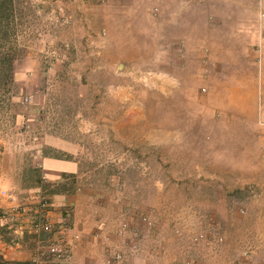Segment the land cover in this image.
Listing matches in <instances>:
<instances>
[{"label":"rangeland","instance_id":"374dc122","mask_svg":"<svg viewBox=\"0 0 264 264\" xmlns=\"http://www.w3.org/2000/svg\"><path fill=\"white\" fill-rule=\"evenodd\" d=\"M58 13L49 0H0V218L16 206L35 208L38 193L79 194L83 207L102 211L106 242L80 253L78 264H107L117 249L124 264H264L255 252L264 238V173L251 168L263 148L251 134L254 95L237 90L244 80L215 72L157 79L139 62L119 74L128 55L96 59L98 46L83 44L82 27L67 29ZM245 83L252 90L254 79ZM39 153L77 164L78 174L47 182ZM194 166L208 173L194 178ZM196 193L209 204L195 205ZM123 219L131 231L118 239ZM13 231L0 222L11 246ZM197 235L209 244L193 242ZM22 240L30 264L36 254L46 259L45 237ZM0 264L16 261L0 256Z\"/></svg>","mask_w":264,"mask_h":264},{"label":"crops","instance_id":"0c3cea01","mask_svg":"<svg viewBox=\"0 0 264 264\" xmlns=\"http://www.w3.org/2000/svg\"><path fill=\"white\" fill-rule=\"evenodd\" d=\"M49 1L54 9L63 8V13L58 14L63 17L67 29H75L77 25L82 27L83 44L98 46L99 51L93 54L98 60L104 59L106 53L118 56L123 52L128 55L124 62L141 63L138 69L144 72L143 75L157 79L211 77L215 72L226 78L244 80L237 90L254 95L258 120L250 125L251 134L263 148L252 156L251 168L253 173H264V0ZM151 54L157 55L156 58L149 59ZM146 62L150 63L149 68L143 65ZM248 78L254 79L252 90L246 86L245 79ZM39 155L42 161L38 168L47 182L53 183L62 175L78 174L77 164ZM193 168L194 178L208 173L199 166ZM197 185L194 184L195 189L200 188ZM195 195V205L209 204L201 194ZM50 199L52 221H61L64 206L70 205L72 227L81 235L65 264H78L80 253L99 252L106 235L102 228V211L83 207L85 199L79 194H53ZM14 204L3 203L5 208ZM23 204L27 202L23 201ZM29 208L25 209L32 210ZM99 229L102 232L96 236ZM263 241L260 237L255 251L259 257L264 255ZM29 246L22 238L16 237V245L11 246L0 237V256L8 262L30 264L32 250Z\"/></svg>","mask_w":264,"mask_h":264},{"label":"built area","instance_id":"2783aa9c","mask_svg":"<svg viewBox=\"0 0 264 264\" xmlns=\"http://www.w3.org/2000/svg\"><path fill=\"white\" fill-rule=\"evenodd\" d=\"M57 12L63 13V8L60 6L56 9ZM55 12V11H54ZM65 178H59L58 183H65ZM36 206L32 210H26L21 206H16L2 214L0 222H10L14 225V233L16 237L22 238L24 235L34 237V241L41 242V237H45V241L39 250H43V255L46 259H41L37 254L32 258L33 264H65L71 255L74 245L80 241V233L72 227V207L66 206L63 211L61 221L54 223L50 218V211L53 207L52 201L48 195L38 193L35 197ZM139 220L148 226H151L149 217L140 215ZM130 225L128 220L123 219L119 222L115 229V235L118 239H124L130 232ZM102 232L100 229L95 233L100 236ZM137 235L134 234V238ZM105 242L106 237L104 236ZM193 242L208 243V239L204 235H197L193 237ZM221 242V239L218 240ZM138 241L132 244L131 250L137 248ZM209 244V243H208ZM109 258L106 260L107 264H124V253L122 250H112ZM243 257L248 258V253L244 252Z\"/></svg>","mask_w":264,"mask_h":264},{"label":"water","instance_id":"95a60500","mask_svg":"<svg viewBox=\"0 0 264 264\" xmlns=\"http://www.w3.org/2000/svg\"><path fill=\"white\" fill-rule=\"evenodd\" d=\"M129 64L126 63V62H120L118 65H117V72L119 74H123V73H126L128 71V66Z\"/></svg>","mask_w":264,"mask_h":264}]
</instances>
